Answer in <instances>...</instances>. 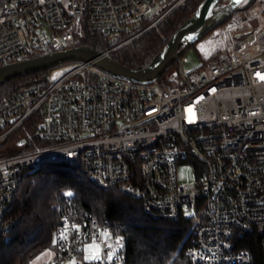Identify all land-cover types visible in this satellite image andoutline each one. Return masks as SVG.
<instances>
[{
    "label": "built area",
    "instance_id": "2783aa9c",
    "mask_svg": "<svg viewBox=\"0 0 264 264\" xmlns=\"http://www.w3.org/2000/svg\"><path fill=\"white\" fill-rule=\"evenodd\" d=\"M187 1L0 0V65L42 48L41 36L55 51L79 46L83 33L120 36L103 52L110 56ZM207 34L197 45L202 70H186L179 57L174 70L140 85L74 61L1 101L0 236L9 242L20 219L9 214L26 176L73 162L99 188L138 199L150 217L188 219L192 261L252 264L253 244L264 260V0L232 10ZM183 167L193 179L180 183ZM53 207L58 264L87 242L102 252L96 264H123L121 236L96 221L81 224L68 194Z\"/></svg>",
    "mask_w": 264,
    "mask_h": 264
},
{
    "label": "trees",
    "instance_id": "16d2710c",
    "mask_svg": "<svg viewBox=\"0 0 264 264\" xmlns=\"http://www.w3.org/2000/svg\"><path fill=\"white\" fill-rule=\"evenodd\" d=\"M202 1L188 0L155 29L114 51L111 58L127 68H143L164 47L172 34L192 16ZM117 41L83 33L79 46L103 53ZM51 52L55 50L35 48L0 66ZM175 66L176 62L165 74ZM50 69L19 76L0 85V102L23 85L46 78ZM32 130L34 129L31 132ZM66 194L71 196L75 215L81 224L96 221L99 225H105L113 236L122 237L120 258L123 264H200L186 255L192 236V225L188 219L180 217L170 221L150 217L144 213L138 199L124 195L118 189L99 188L73 162L44 164L21 182L9 214L17 215L20 219L8 233L9 242L4 235L0 236V264H31L45 250L54 252L53 264H58L64 258L56 241L60 214L53 205L62 201ZM248 249L254 256L252 264H264L257 245L253 244ZM75 259L76 264H96L84 261L83 248Z\"/></svg>",
    "mask_w": 264,
    "mask_h": 264
},
{
    "label": "water",
    "instance_id": "95a60500",
    "mask_svg": "<svg viewBox=\"0 0 264 264\" xmlns=\"http://www.w3.org/2000/svg\"><path fill=\"white\" fill-rule=\"evenodd\" d=\"M203 0L195 12L168 39L158 54L143 68L124 67L106 55L95 50L77 46L47 53L39 57L24 59L0 66V85L38 71L53 68L66 62H89L97 70L120 80L146 85L159 79L181 55L191 48L210 30L226 21L230 12L247 8L253 0Z\"/></svg>",
    "mask_w": 264,
    "mask_h": 264
},
{
    "label": "rangeland",
    "instance_id": "374dc122",
    "mask_svg": "<svg viewBox=\"0 0 264 264\" xmlns=\"http://www.w3.org/2000/svg\"><path fill=\"white\" fill-rule=\"evenodd\" d=\"M245 3H247V0H245L242 5H244ZM220 4L223 5L222 0H220ZM253 12L257 11L256 7H252L251 9ZM208 36V34H206L200 41H198L194 46H192L191 48H189L187 51H185L182 55H181V60H183V66L186 70L188 71H193L196 69H200L202 70L201 67H199L202 63V59H203V55L201 53V49L197 46L198 43H203L204 41H206V37ZM49 37V33L46 32V38ZM118 39H120V36L115 37V38H110V40L112 42L117 41ZM40 42L42 43L43 47L42 48H46V46H44L46 43H53L49 38L46 41L42 36L39 38ZM219 49L221 48V46L219 44H217L216 46H214V48ZM214 49V50H217ZM216 53L213 51L209 54L210 57L215 56ZM73 62H67V63H63L60 65H57L52 69V71L48 74V78L50 80L54 79L56 76L59 75L60 72H62L63 70L67 69L68 67H70L72 65ZM175 67H171V71L174 70ZM93 71H95L99 76H103L104 74L103 72H99L98 70H96L95 68L92 69ZM180 172H182V176H179V182L180 183H184V182H189L193 179V175H192V171L189 167H183L179 170ZM190 212H194L193 210H189L187 211V214H191ZM105 238H109L108 240L112 241L110 239V237L105 236ZM98 250V251H97ZM83 253H84V261L87 262H92L95 263L97 261H99L101 259L102 256V252L100 249L96 248L94 246L93 243L91 242H87L84 247H83ZM113 251L111 252L112 255ZM95 255L97 258L96 259H86V256H92ZM53 260H54V252L52 250H45L43 251L40 255H38L31 264H53ZM77 260L76 259H72L69 260L66 264H76Z\"/></svg>",
    "mask_w": 264,
    "mask_h": 264
},
{
    "label": "snow or ice",
    "instance_id": "6c2138e0",
    "mask_svg": "<svg viewBox=\"0 0 264 264\" xmlns=\"http://www.w3.org/2000/svg\"><path fill=\"white\" fill-rule=\"evenodd\" d=\"M260 79L264 80V76H261ZM189 111H191V109H189ZM85 258L86 259H96L97 257L95 255H92V256H86Z\"/></svg>",
    "mask_w": 264,
    "mask_h": 264
}]
</instances>
